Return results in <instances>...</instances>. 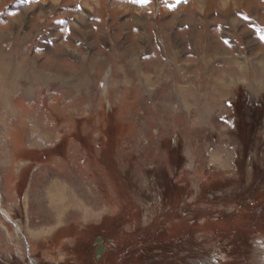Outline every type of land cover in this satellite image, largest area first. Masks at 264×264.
<instances>
[{
  "label": "rangeland",
  "instance_id": "obj_1",
  "mask_svg": "<svg viewBox=\"0 0 264 264\" xmlns=\"http://www.w3.org/2000/svg\"><path fill=\"white\" fill-rule=\"evenodd\" d=\"M0 78V264H264V0H0Z\"/></svg>",
  "mask_w": 264,
  "mask_h": 264
},
{
  "label": "bare ground",
  "instance_id": "obj_2",
  "mask_svg": "<svg viewBox=\"0 0 264 264\" xmlns=\"http://www.w3.org/2000/svg\"><path fill=\"white\" fill-rule=\"evenodd\" d=\"M6 70H7V68H6ZM10 72V71H9ZM35 73V72H34ZM3 74V73H2ZM10 75V74H9ZM4 76V75H3ZM5 77H7V76H5ZM4 77V78H5ZM11 76H8V78H10ZM3 78V77H2ZM36 77H35V75L34 76H32L31 77V79H35ZM1 79V78H0ZM7 79V78H6ZM13 79V78H12ZM30 79V80H31ZM57 186H59V185H57ZM51 187H53V186H51ZM50 187V188H51ZM61 188V187H60ZM53 189V188H52ZM64 189V188H63ZM51 190V189H50ZM61 192V191H60ZM74 193V192H73ZM63 195H59V188H54L53 189V191H50L49 192V194H48V198H49V200L48 201H50L51 202V206L54 204L57 208H58V210H59V208H60V210H61V208L63 207V205H64V200H63V197H62ZM73 196H74V194H73ZM72 196V197H73ZM64 199L66 200V198L64 197ZM70 200V199H69ZM66 202V201H65ZM70 203V202H69ZM66 204V203H65ZM68 205V204H67ZM70 205V204H69ZM53 209H54V207H53ZM51 210H52V208H51ZM59 210V211H60ZM57 211V210H56ZM56 211H55V213H56ZM53 212V211H52ZM51 213V212H50ZM54 213V212H53ZM57 214V213H56ZM59 214V213H58ZM59 217V216H58ZM59 219V218H58ZM16 225V224H15ZM17 227V226H16Z\"/></svg>",
  "mask_w": 264,
  "mask_h": 264
},
{
  "label": "water",
  "instance_id": "obj_3",
  "mask_svg": "<svg viewBox=\"0 0 264 264\" xmlns=\"http://www.w3.org/2000/svg\"><path fill=\"white\" fill-rule=\"evenodd\" d=\"M95 242H100V244H98L97 246V249L95 250V253H96V256H98L101 252H102V249H101V240H99V238L97 237Z\"/></svg>",
  "mask_w": 264,
  "mask_h": 264
},
{
  "label": "flooded vegetation",
  "instance_id": "obj_4",
  "mask_svg": "<svg viewBox=\"0 0 264 264\" xmlns=\"http://www.w3.org/2000/svg\"><path fill=\"white\" fill-rule=\"evenodd\" d=\"M96 238H97V237L94 238V242H95ZM98 238H99V240H101L100 237H98ZM95 244H96V246L94 247L93 252H94V256H95V257H98L100 254H99L98 256H96L95 250L97 249V246H98V244H100V242H99V243H98V242H95ZM102 246H103V245H102V240H101V249H102V251H103V247H102Z\"/></svg>",
  "mask_w": 264,
  "mask_h": 264
}]
</instances>
